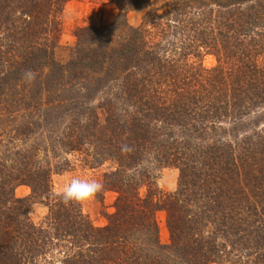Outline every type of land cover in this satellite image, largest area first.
<instances>
[{"label":"trees","instance_id":"1","mask_svg":"<svg viewBox=\"0 0 264 264\" xmlns=\"http://www.w3.org/2000/svg\"><path fill=\"white\" fill-rule=\"evenodd\" d=\"M67 1L0 0V264H209L233 251L232 264H264V122L242 121L264 109V0H109L112 22L76 27L60 63ZM72 151L114 164L103 226L52 193ZM148 165L177 168L175 190Z\"/></svg>","mask_w":264,"mask_h":264},{"label":"rangeland","instance_id":"2","mask_svg":"<svg viewBox=\"0 0 264 264\" xmlns=\"http://www.w3.org/2000/svg\"><path fill=\"white\" fill-rule=\"evenodd\" d=\"M162 0H150V2H160ZM143 12L142 7H134L125 12V17L130 25H137L141 20ZM118 9L109 0H69L65 3L63 11L60 15L61 33L59 41L54 48V58L60 63H65L70 55L75 44L74 29L83 25H100L109 24L112 22ZM203 65L210 67L216 63L214 56L207 54L202 59ZM248 129L253 127L255 121L258 126L264 122V109L254 111L250 116L242 120ZM226 126H229L226 124ZM239 133H241L239 131ZM62 158L67 159L65 169L53 172L51 175V189L54 195H61L64 188L74 178L94 179L102 183V175L114 168V164L107 160L97 167H91L85 164L80 159V155L75 151L61 153ZM58 158V157H57ZM55 158V161L57 160ZM61 159V158H60ZM54 163V160L52 161ZM149 172L154 177L155 184L161 192H170L175 190L178 169L174 167H155L148 165ZM140 194L146 191L145 186L138 189ZM30 193V188L27 185H19L14 190L15 197H25ZM117 193L113 190L102 189L96 196L86 202L80 203L82 213L85 214L94 226H103L107 224V215L114 211V200ZM48 211V206L43 202H33L28 209V215L36 224L44 223ZM158 229L159 240L163 244L169 243V232L166 227V211L157 209L154 213ZM228 250L229 247L227 246ZM225 249V250H226ZM235 252L225 253L222 258L217 261H210L209 264H232L235 260ZM244 253L245 250L243 251ZM229 254V255H226Z\"/></svg>","mask_w":264,"mask_h":264},{"label":"clouds","instance_id":"3","mask_svg":"<svg viewBox=\"0 0 264 264\" xmlns=\"http://www.w3.org/2000/svg\"><path fill=\"white\" fill-rule=\"evenodd\" d=\"M103 189L102 183L94 179L74 178L61 193L65 203H83L96 196Z\"/></svg>","mask_w":264,"mask_h":264}]
</instances>
